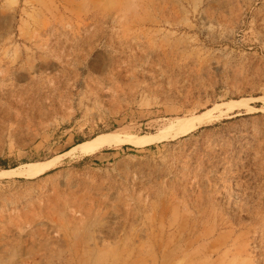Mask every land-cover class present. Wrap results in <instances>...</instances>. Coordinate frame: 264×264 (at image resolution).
Masks as SVG:
<instances>
[{"label": "rangeland", "instance_id": "obj_1", "mask_svg": "<svg viewBox=\"0 0 264 264\" xmlns=\"http://www.w3.org/2000/svg\"><path fill=\"white\" fill-rule=\"evenodd\" d=\"M0 158V264H264V0H0Z\"/></svg>", "mask_w": 264, "mask_h": 264}, {"label": "bare ground", "instance_id": "obj_2", "mask_svg": "<svg viewBox=\"0 0 264 264\" xmlns=\"http://www.w3.org/2000/svg\"><path fill=\"white\" fill-rule=\"evenodd\" d=\"M218 107V106H215ZM215 111V108H209L207 111H204L198 115L184 118L177 120L174 125L172 126V129L174 131L173 135L177 136L181 133L186 134L190 131H193L194 129L200 127L201 125L207 124L208 122H211L213 120V113ZM171 133L169 131H164L158 135L153 136H143V137H137V136H128V137H120V136H112L110 134L101 135L98 137L93 138L88 143H79L76 148L80 149L81 151H84L86 153L92 152L99 147H102L104 145H109L112 143H134V144H141V145H147L151 142H154L157 139H165L168 136H170ZM46 164L47 162L43 161L41 163H37L35 165H39L38 170L36 171L37 175L43 174L46 170ZM8 171V170H4Z\"/></svg>", "mask_w": 264, "mask_h": 264}, {"label": "trees", "instance_id": "obj_3", "mask_svg": "<svg viewBox=\"0 0 264 264\" xmlns=\"http://www.w3.org/2000/svg\"><path fill=\"white\" fill-rule=\"evenodd\" d=\"M1 163H2V159L0 158V166H1Z\"/></svg>", "mask_w": 264, "mask_h": 264}]
</instances>
